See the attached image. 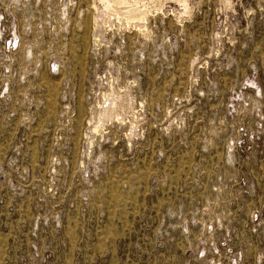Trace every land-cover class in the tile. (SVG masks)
I'll return each mask as SVG.
<instances>
[{"label": "rangeland", "instance_id": "obj_1", "mask_svg": "<svg viewBox=\"0 0 264 264\" xmlns=\"http://www.w3.org/2000/svg\"><path fill=\"white\" fill-rule=\"evenodd\" d=\"M0 264H264V0H0Z\"/></svg>", "mask_w": 264, "mask_h": 264}]
</instances>
